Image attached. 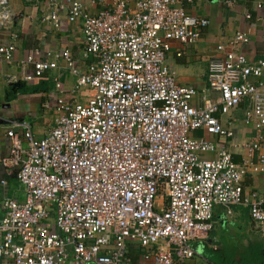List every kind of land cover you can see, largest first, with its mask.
Wrapping results in <instances>:
<instances>
[{
	"label": "built area",
	"instance_id": "2783aa9c",
	"mask_svg": "<svg viewBox=\"0 0 264 264\" xmlns=\"http://www.w3.org/2000/svg\"><path fill=\"white\" fill-rule=\"evenodd\" d=\"M58 2L49 0L64 9ZM65 2L67 21L81 20L89 64L81 72L68 51L61 60L75 78L73 95H86L66 100L56 83L53 126L42 138L26 121L8 122L9 155L0 164L24 200H3L0 264H129L127 243L138 244L144 260L173 264L196 255L191 244L213 230L215 208L245 206L264 225V197L241 186L249 168L264 173V60L235 51L245 35L216 46L220 55L208 62L198 93L178 85L166 61L171 42L192 46L207 26L179 0H138L132 8L113 0L95 15L78 0ZM48 19L62 24L55 10ZM12 21L8 0H0V31ZM14 52V43L0 45V62ZM22 65L32 70L26 82L58 67L33 54ZM244 101V122L258 136L243 147L255 162L236 164L215 140L233 136L220 116Z\"/></svg>",
	"mask_w": 264,
	"mask_h": 264
},
{
	"label": "crops",
	"instance_id": "0c3cea01",
	"mask_svg": "<svg viewBox=\"0 0 264 264\" xmlns=\"http://www.w3.org/2000/svg\"><path fill=\"white\" fill-rule=\"evenodd\" d=\"M58 1L64 9H53L49 0H8L13 21L6 31H0V45L14 43L15 52L10 63L0 62V160L9 155L10 144L6 136L8 122H28L35 138H42L53 126L54 100L59 95L56 83L60 84L66 100H84L81 92L73 95L75 78L61 60V54L68 51L77 68L81 72L86 70L89 60L83 57L82 23L81 20L68 22L66 2ZM78 1L90 15L97 14L113 2L104 0L103 5L99 0ZM126 1L127 6L132 8L138 0ZM179 1L188 15L205 19L207 26L201 30L199 40L192 46L170 43L171 50L166 61L174 69L178 85L202 92L207 85L208 62L220 55L216 46L226 44L236 33L244 34L246 41L235 51L252 62L264 60V0H235L232 4H228L232 0ZM258 4L263 7L257 8ZM54 10L62 22L59 28H55L48 19ZM246 15H250V19H246ZM12 36H16V39L13 40ZM29 54H33L36 60L55 61L58 67L26 82L24 76L32 70L30 66L22 64ZM252 81L258 83L261 79ZM261 93L264 96V87ZM248 108L249 103L244 101L228 114L220 116L223 128L232 131L233 136L215 141L231 154L236 164L255 162V157L249 159L243 147L258 136L255 127L244 122ZM14 131L21 133L19 129ZM1 180L6 185H0V220L4 214L2 203L5 198L19 202L24 200L23 189H20L14 176L5 174L0 164ZM241 186L244 195L256 193L263 198L264 173L249 168ZM215 226L219 229L217 233L214 232ZM191 246L196 255L189 260H174L173 264H264V225L252 221L245 206L215 208L213 230L205 240L192 242ZM143 253L138 244L127 243L129 264H154L151 260H144Z\"/></svg>",
	"mask_w": 264,
	"mask_h": 264
},
{
	"label": "rangeland",
	"instance_id": "374dc122",
	"mask_svg": "<svg viewBox=\"0 0 264 264\" xmlns=\"http://www.w3.org/2000/svg\"><path fill=\"white\" fill-rule=\"evenodd\" d=\"M81 95L82 96H85L86 95V89H83V91L81 90ZM202 134H201V132L200 131H197L196 133H195V137H200ZM204 157H207V156H204ZM209 158H211L210 157V155L208 156ZM19 186V185H18ZM20 189L22 190V188L20 187ZM219 231V229H218V227L217 226H215V230H214V232L215 233H217ZM229 236V235H228ZM229 238V240H230V236L228 237ZM223 240H225V239H223Z\"/></svg>",
	"mask_w": 264,
	"mask_h": 264
}]
</instances>
